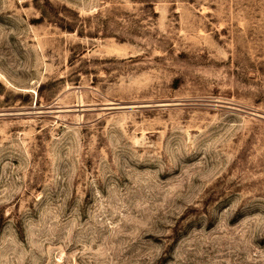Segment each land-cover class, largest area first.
Masks as SVG:
<instances>
[{"label":"rangeland","instance_id":"obj_1","mask_svg":"<svg viewBox=\"0 0 264 264\" xmlns=\"http://www.w3.org/2000/svg\"><path fill=\"white\" fill-rule=\"evenodd\" d=\"M0 264H264V0H0Z\"/></svg>","mask_w":264,"mask_h":264}]
</instances>
